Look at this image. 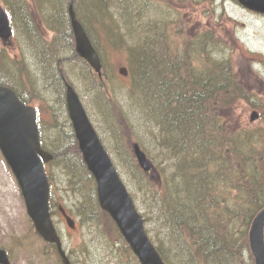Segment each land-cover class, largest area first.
Wrapping results in <instances>:
<instances>
[{"label": "trees", "instance_id": "obj_1", "mask_svg": "<svg viewBox=\"0 0 264 264\" xmlns=\"http://www.w3.org/2000/svg\"><path fill=\"white\" fill-rule=\"evenodd\" d=\"M39 1L66 9L65 18L53 16L47 26L71 49L74 35L68 8L73 2L100 53L104 52L100 32L109 45L127 52L130 107L116 104L119 111L114 115L106 100L108 95L116 99L114 87L105 81L96 91L115 132H120L121 123L116 118L124 121L130 115L144 147L151 148L154 140L162 159L175 158L173 169L162 167L171 162L156 163L163 184L160 191L153 189L149 173L138 169L144 179L138 181L156 201L152 203L155 218L166 228L156 245L167 264H174L170 252L179 264H256L249 230L264 207V128L231 125L229 112L252 94L237 77L229 56H213L219 46L213 33L190 35L184 25L173 26L163 11L165 5L152 0ZM21 15L32 31L29 16ZM50 44L55 46L53 41ZM225 48L221 45V52ZM58 54L54 63L49 60L46 65L61 76ZM71 58L88 65L75 52ZM74 138L64 148L80 153ZM69 151L75 152L59 151L56 158L64 159ZM128 159L136 161L134 153ZM144 216L150 222V215Z\"/></svg>", "mask_w": 264, "mask_h": 264}, {"label": "rangeland", "instance_id": "obj_2", "mask_svg": "<svg viewBox=\"0 0 264 264\" xmlns=\"http://www.w3.org/2000/svg\"><path fill=\"white\" fill-rule=\"evenodd\" d=\"M152 1L165 5L163 11L170 23L178 28L184 25L190 35L204 31L213 33L212 36L219 44L213 56H229L237 77L249 95L252 94L249 100L239 101L238 107L229 112L231 125L246 126L250 130L264 128V14L246 8L237 0ZM0 2L10 8L7 7L11 17L13 16L11 20L14 31L10 46H5L0 39V61L3 55L9 62L16 60L12 65L18 78L21 74L28 76L30 86L25 95L40 110L42 131L49 141L47 148L56 154L67 149L75 151L73 148H64L68 145L66 140L73 136L65 101L64 82L68 81L79 93L139 210L143 215H150L146 229L153 241L158 242L164 237L163 231L166 228L160 227L152 211V203L156 201L151 200L144 184L138 181V178L144 181L138 175V169L143 172L142 169L137 161L128 159L133 154V143L137 141L141 144V131L136 125H132L135 120L130 115L122 121L119 114L120 118L116 119L121 121L120 132L115 133L106 119L96 91L105 81L114 87L117 100L113 101L109 95L106 97L114 115L119 111L116 104L127 109L130 107L129 72L124 74L125 68H128L126 50L109 45L105 41V33L100 32V37L104 39V43L100 42V45L104 51L102 56L105 77L101 79L98 74L91 75L88 65L80 61L76 64L71 58L73 50L65 45L64 39L58 40L59 33L48 29V20L53 16L65 18L66 9L63 6L50 5L39 0ZM21 14L29 16L33 23L30 26L32 31L25 26L26 18ZM51 41L55 42V46H51ZM221 45H226L222 52ZM56 52L59 53L58 70L61 76L46 65L49 63L47 59H51ZM9 72H12V68ZM20 84L23 85V82ZM32 88H35V94ZM254 111L259 113V118L252 121ZM52 143L56 148L51 147ZM142 147L154 163L171 162L162 167L174 168L175 158L169 159L166 156L162 159L154 140L151 148L150 144ZM70 152L64 159L46 163V172L51 185L53 218L72 264H140L127 241L121 239L122 234L113 218L101 209L97 183L82 155L76 151L73 154ZM157 173L155 169L148 176L153 189L160 191L163 184L160 180L161 174ZM60 204L74 217L75 227L65 221L58 208ZM34 229L18 180L0 150V245L7 248L13 264H63L56 249L44 244ZM169 235L165 234V237L169 238ZM246 253V257L250 259L248 248ZM177 254L180 255V252ZM170 255L174 264L180 263L172 252Z\"/></svg>", "mask_w": 264, "mask_h": 264}, {"label": "water", "instance_id": "obj_3", "mask_svg": "<svg viewBox=\"0 0 264 264\" xmlns=\"http://www.w3.org/2000/svg\"><path fill=\"white\" fill-rule=\"evenodd\" d=\"M240 2L250 9L264 13V0H240ZM69 11L76 38V50L100 73L102 68L100 56L77 18L73 4L70 5ZM0 35L6 40L12 35L8 14L1 5ZM67 102L84 160L97 181L100 205L116 221L141 264H165L148 237L144 218L72 85H68L67 88ZM258 115V112L254 111L252 120ZM0 148L19 181L27 211L37 231L45 240L57 243L64 262L70 264L50 210V183L44 161H48L53 155L41 148L35 108L23 103L12 89L4 86H0ZM134 150L142 168L150 171L152 162L138 143H135ZM60 209L68 224L75 227V220L67 214L63 206H60ZM250 244L256 264H264V208L252 223ZM0 263L11 264L7 251L2 248H0Z\"/></svg>", "mask_w": 264, "mask_h": 264}, {"label": "flooded vegetation", "instance_id": "obj_4", "mask_svg": "<svg viewBox=\"0 0 264 264\" xmlns=\"http://www.w3.org/2000/svg\"><path fill=\"white\" fill-rule=\"evenodd\" d=\"M27 103H28V101H27ZM38 113H39V123L41 125V121H40L41 120V113L40 112H38ZM40 139H41L42 146L44 148L49 146L48 145L49 141L44 136H42L41 133H40ZM51 146H53V144Z\"/></svg>", "mask_w": 264, "mask_h": 264}, {"label": "bare ground", "instance_id": "obj_5", "mask_svg": "<svg viewBox=\"0 0 264 264\" xmlns=\"http://www.w3.org/2000/svg\"><path fill=\"white\" fill-rule=\"evenodd\" d=\"M55 61H56V57L55 56L51 57L50 62L54 63ZM164 117H165L166 120H169V116L168 115H165ZM181 155H182V152L181 153L179 152L177 154V156H179V157H181Z\"/></svg>", "mask_w": 264, "mask_h": 264}]
</instances>
